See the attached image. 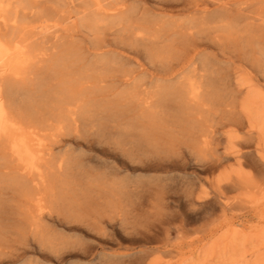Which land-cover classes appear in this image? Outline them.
<instances>
[{"label": "rangeland", "instance_id": "obj_1", "mask_svg": "<svg viewBox=\"0 0 264 264\" xmlns=\"http://www.w3.org/2000/svg\"><path fill=\"white\" fill-rule=\"evenodd\" d=\"M250 11L168 72L123 58L79 80L53 62L54 36L23 55L4 43L15 84L49 75L56 98L28 110L23 94L0 135V264H264V5Z\"/></svg>", "mask_w": 264, "mask_h": 264}, {"label": "bare ground", "instance_id": "obj_2", "mask_svg": "<svg viewBox=\"0 0 264 264\" xmlns=\"http://www.w3.org/2000/svg\"><path fill=\"white\" fill-rule=\"evenodd\" d=\"M253 2L264 5V0H0V135L15 122L13 108L23 94L28 110L42 99L56 98L52 91H41L49 75L31 86L16 85L7 65L9 55H23L30 45L47 43L54 36L51 38L55 40L51 48L53 62L70 74L80 69L75 73L79 80L86 77V80H104L106 74L122 69L119 60L123 58L131 60L136 67H143L142 62L146 61L168 72L193 63L191 56L199 55L206 46L201 40L210 24L233 15L235 20L256 16L250 11ZM13 4L11 9L9 5ZM170 18L185 19L170 21ZM114 35L117 37L111 39ZM82 39L89 40L91 45L83 53L78 47ZM5 42L9 43V55L4 52ZM85 55L96 57L88 67V76L80 67ZM55 67L51 73L57 71ZM131 75H123L119 82L131 81ZM81 97L80 91L63 88L64 102H76ZM70 114L74 116L75 111L71 110Z\"/></svg>", "mask_w": 264, "mask_h": 264}]
</instances>
